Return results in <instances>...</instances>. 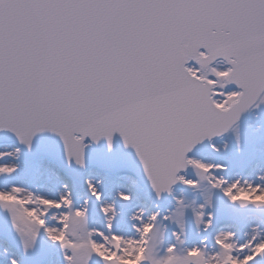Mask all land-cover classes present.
Instances as JSON below:
<instances>
[{"label": "snow or ice", "instance_id": "obj_1", "mask_svg": "<svg viewBox=\"0 0 264 264\" xmlns=\"http://www.w3.org/2000/svg\"><path fill=\"white\" fill-rule=\"evenodd\" d=\"M253 113L264 0H0V264H264Z\"/></svg>", "mask_w": 264, "mask_h": 264}, {"label": "water", "instance_id": "obj_2", "mask_svg": "<svg viewBox=\"0 0 264 264\" xmlns=\"http://www.w3.org/2000/svg\"><path fill=\"white\" fill-rule=\"evenodd\" d=\"M117 152L118 151H113L112 154H105L103 152V146H101L100 148H94V149L90 150V153L89 154L94 155V159H96L98 161H104V160H107L110 157L116 155ZM90 166L93 167L91 164H90Z\"/></svg>", "mask_w": 264, "mask_h": 264}, {"label": "rangeland", "instance_id": "obj_3", "mask_svg": "<svg viewBox=\"0 0 264 264\" xmlns=\"http://www.w3.org/2000/svg\"><path fill=\"white\" fill-rule=\"evenodd\" d=\"M257 115H260V119H259V120L255 119V122L253 123L254 125H255V124H259V123H261V122H264V114H255V116H257ZM255 199H256L257 201H259V200H261V199H264V197H256Z\"/></svg>", "mask_w": 264, "mask_h": 264}, {"label": "bare ground", "instance_id": "obj_4", "mask_svg": "<svg viewBox=\"0 0 264 264\" xmlns=\"http://www.w3.org/2000/svg\"><path fill=\"white\" fill-rule=\"evenodd\" d=\"M255 114H257V113H253V114L247 116V118L245 117V121L253 124L255 122V119L253 118V117H255Z\"/></svg>", "mask_w": 264, "mask_h": 264}]
</instances>
